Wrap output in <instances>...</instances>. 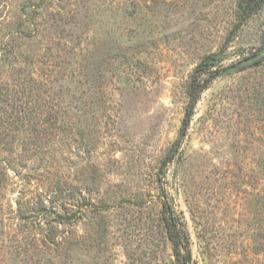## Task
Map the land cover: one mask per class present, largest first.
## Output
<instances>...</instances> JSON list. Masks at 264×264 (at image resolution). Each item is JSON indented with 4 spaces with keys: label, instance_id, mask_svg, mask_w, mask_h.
<instances>
[{
    "label": "rangeland",
    "instance_id": "1",
    "mask_svg": "<svg viewBox=\"0 0 264 264\" xmlns=\"http://www.w3.org/2000/svg\"><path fill=\"white\" fill-rule=\"evenodd\" d=\"M0 0V264H264V5ZM216 75L184 137L194 68Z\"/></svg>",
    "mask_w": 264,
    "mask_h": 264
},
{
    "label": "trees",
    "instance_id": "2",
    "mask_svg": "<svg viewBox=\"0 0 264 264\" xmlns=\"http://www.w3.org/2000/svg\"><path fill=\"white\" fill-rule=\"evenodd\" d=\"M264 0H239L237 2V18L236 27L245 23L251 16L257 14L263 7ZM264 44V34H263ZM210 56L203 59L193 70L187 89L188 102L185 107L184 117L180 128V137H184L187 132L189 123L194 114V108L198 102L200 95L205 91L211 80L216 75V71L212 70L209 64ZM164 227L167 232L168 239L172 246L174 261L173 264H187L191 259L189 247L188 233L183 222L176 217L170 207L164 202Z\"/></svg>",
    "mask_w": 264,
    "mask_h": 264
},
{
    "label": "water",
    "instance_id": "3",
    "mask_svg": "<svg viewBox=\"0 0 264 264\" xmlns=\"http://www.w3.org/2000/svg\"><path fill=\"white\" fill-rule=\"evenodd\" d=\"M264 58V47L259 49L255 55L239 62L236 66H233L231 68H229L226 73H233V72H236V71H239V70H242L244 69L245 67H249L251 66L252 64L260 61L261 59Z\"/></svg>",
    "mask_w": 264,
    "mask_h": 264
}]
</instances>
